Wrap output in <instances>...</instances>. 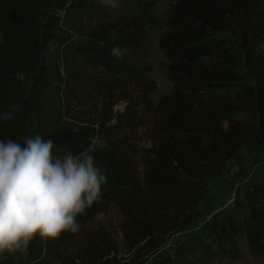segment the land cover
Here are the masks:
<instances>
[{
	"label": "trees",
	"instance_id": "obj_1",
	"mask_svg": "<svg viewBox=\"0 0 264 264\" xmlns=\"http://www.w3.org/2000/svg\"><path fill=\"white\" fill-rule=\"evenodd\" d=\"M46 2L0 0V140L22 143L29 135L26 77L36 67L33 135L51 139L54 154L87 150L107 169L125 168L134 177L125 198L122 192L111 197L106 184L103 203L92 206L102 209L112 200L119 208L126 257L118 258V249L96 230L65 264H142L184 230L210 180L237 152L255 141L264 145V0H178L165 19L134 12L94 25L82 13L93 0H55L41 26ZM130 2L149 11L156 0ZM163 28L159 47L166 60L160 65L173 90L155 106L150 96L157 85L144 60L150 33ZM115 45L127 48L123 58L113 57ZM13 105L19 111L4 120ZM142 187L145 194L134 203ZM238 194L167 262L185 263L221 240L223 231L264 252V169ZM73 235H37L28 253L63 262Z\"/></svg>",
	"mask_w": 264,
	"mask_h": 264
},
{
	"label": "rangeland",
	"instance_id": "obj_2",
	"mask_svg": "<svg viewBox=\"0 0 264 264\" xmlns=\"http://www.w3.org/2000/svg\"><path fill=\"white\" fill-rule=\"evenodd\" d=\"M55 0H47L42 7L39 21L43 26L52 9ZM178 0H156V3L149 11L138 9L130 0H118V7L113 8L102 0H93V5L82 11L89 19V22L94 25L97 21L103 20L108 17H114L119 14H132L138 15L150 14L153 15L155 20L165 19L171 10V6ZM79 16V12L75 14ZM167 28L156 29L149 35L147 43L148 54L145 58V64L151 67L150 78L156 82L157 92L152 94L160 99L172 93L170 87L173 86L167 78L166 72L161 69V62L166 58L160 50L159 43L160 37ZM264 52V46L262 47ZM36 67L33 68L30 74L26 77L27 84L25 87V110L29 116V135H33L35 128V113L33 107V87H34V73ZM159 99V101H160ZM152 101V100H151ZM153 102V101H152ZM159 103V102H158ZM157 106L155 103H153ZM123 105H119L117 110H122ZM146 142H143L145 145ZM98 141H94L93 145H98ZM139 157L136 162L138 165V176L143 177L144 167L141 165L142 160ZM95 166L102 172H105L108 178V190L110 196H114L117 192H124L130 186L134 177L131 176V170L125 168L107 169L104 165L95 161ZM264 169V145H258L255 141L252 145L247 146L237 152L233 158L225 165L222 174L212 178L209 182V191L207 195L195 205L188 218V222L182 232L172 234L167 238L164 245L153 255L144 257L140 262L142 264H166L170 257H174L176 249L184 242L190 235L195 233L199 227L207 221L214 213L223 210L230 204L242 190L244 184L249 178ZM139 194H133V202L137 203L142 199L145 191L143 187ZM123 193V198L126 197ZM104 211V218L102 220L96 218V214ZM81 221V230L79 233L74 234L67 247L65 255L62 256L63 262L49 259L48 257H41L39 260H33L29 253H23L21 256L13 259L12 261L2 262L0 264H65L67 259L72 258L76 252V248L85 242V235L89 232L98 230L101 235L111 245L115 246L119 251L118 258L124 259L126 257V250L124 246V237L121 229V217L119 215V208L115 206L112 200H107L102 209H88L87 216L79 217ZM229 233L223 231L221 240L217 243H210L205 248L203 253L194 256L190 255L182 264H264V252L254 251L244 237H237L234 241L231 240ZM146 260V261H144ZM144 261V263H143ZM171 261V260H169ZM167 264H178V262Z\"/></svg>",
	"mask_w": 264,
	"mask_h": 264
},
{
	"label": "clouds",
	"instance_id": "obj_3",
	"mask_svg": "<svg viewBox=\"0 0 264 264\" xmlns=\"http://www.w3.org/2000/svg\"><path fill=\"white\" fill-rule=\"evenodd\" d=\"M106 3L118 7V0ZM127 51L119 45L111 50L118 59ZM19 109L13 105L2 118L11 120ZM54 148L51 139L39 134H26L22 143L0 140V259L27 253L37 235L57 239L65 232L79 233V217L103 203L101 192L108 178L95 166L92 152L60 156ZM104 215L101 211L96 218Z\"/></svg>",
	"mask_w": 264,
	"mask_h": 264
},
{
	"label": "crops",
	"instance_id": "obj_4",
	"mask_svg": "<svg viewBox=\"0 0 264 264\" xmlns=\"http://www.w3.org/2000/svg\"><path fill=\"white\" fill-rule=\"evenodd\" d=\"M172 89H173V86H171L169 90L171 91ZM154 97L155 96L153 95L151 100L153 101V103H155L157 105L160 97L159 96H157V98H154Z\"/></svg>",
	"mask_w": 264,
	"mask_h": 264
}]
</instances>
